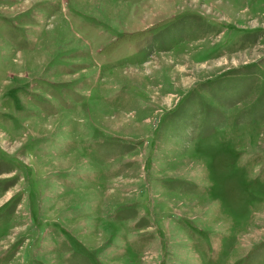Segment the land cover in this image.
Returning a JSON list of instances; mask_svg holds the SVG:
<instances>
[{"label":"rangeland","instance_id":"rangeland-1","mask_svg":"<svg viewBox=\"0 0 264 264\" xmlns=\"http://www.w3.org/2000/svg\"><path fill=\"white\" fill-rule=\"evenodd\" d=\"M0 264H264V0H0Z\"/></svg>","mask_w":264,"mask_h":264}]
</instances>
